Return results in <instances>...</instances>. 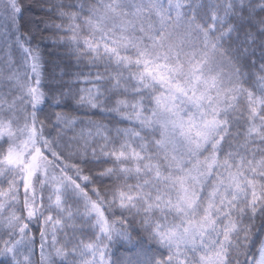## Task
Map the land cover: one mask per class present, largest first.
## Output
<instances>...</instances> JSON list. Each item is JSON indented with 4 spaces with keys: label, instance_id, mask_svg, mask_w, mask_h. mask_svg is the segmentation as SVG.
Returning <instances> with one entry per match:
<instances>
[{
    "label": "snow or ice",
    "instance_id": "snow-or-ice-1",
    "mask_svg": "<svg viewBox=\"0 0 264 264\" xmlns=\"http://www.w3.org/2000/svg\"><path fill=\"white\" fill-rule=\"evenodd\" d=\"M0 264H264V0H0Z\"/></svg>",
    "mask_w": 264,
    "mask_h": 264
}]
</instances>
